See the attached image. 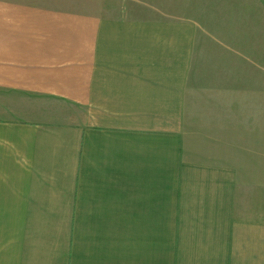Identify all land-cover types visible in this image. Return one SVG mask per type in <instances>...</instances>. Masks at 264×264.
<instances>
[{
  "label": "crops",
  "instance_id": "0c3cea01",
  "mask_svg": "<svg viewBox=\"0 0 264 264\" xmlns=\"http://www.w3.org/2000/svg\"><path fill=\"white\" fill-rule=\"evenodd\" d=\"M165 1L0 0V264H264V74Z\"/></svg>",
  "mask_w": 264,
  "mask_h": 264
},
{
  "label": "rangeland",
  "instance_id": "374dc122",
  "mask_svg": "<svg viewBox=\"0 0 264 264\" xmlns=\"http://www.w3.org/2000/svg\"><path fill=\"white\" fill-rule=\"evenodd\" d=\"M165 2L167 14L175 17L182 13L187 17L200 19L207 29H219L220 36L215 38L216 44L213 47L214 53L218 52L215 59L220 61L221 66L229 64L230 71L235 73L237 98L243 96V93L238 92L242 91L245 80L258 88L260 74H264V0ZM262 83L264 84V79ZM259 96L258 94L257 97ZM262 96L261 103L264 107V94ZM255 98L253 97L252 102H255ZM237 101L241 102L242 99ZM221 135L225 139L227 131L224 130Z\"/></svg>",
  "mask_w": 264,
  "mask_h": 264
}]
</instances>
